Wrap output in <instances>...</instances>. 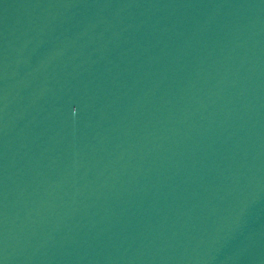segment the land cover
Here are the masks:
<instances>
[{"label": "water", "instance_id": "95a60500", "mask_svg": "<svg viewBox=\"0 0 264 264\" xmlns=\"http://www.w3.org/2000/svg\"><path fill=\"white\" fill-rule=\"evenodd\" d=\"M0 264H264V0H0Z\"/></svg>", "mask_w": 264, "mask_h": 264}]
</instances>
